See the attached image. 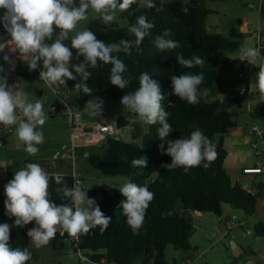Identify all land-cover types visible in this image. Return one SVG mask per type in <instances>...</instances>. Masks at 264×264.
I'll return each instance as SVG.
<instances>
[{
    "label": "trees",
    "instance_id": "obj_1",
    "mask_svg": "<svg viewBox=\"0 0 264 264\" xmlns=\"http://www.w3.org/2000/svg\"><path fill=\"white\" fill-rule=\"evenodd\" d=\"M154 2L156 8H147L145 3L136 1L129 10L121 12L129 20L127 26L113 25L97 33V38L106 44L119 43L121 39L130 41L135 39L128 28L136 23L140 15H145L147 20L154 24L139 48L133 46L126 51L121 47L120 51L113 53L127 67L123 73L124 78L129 80L126 88L121 89L111 84L112 65L98 61L96 67L85 64V69L91 75L84 82L92 89V94L78 91L75 84L81 77L75 73L72 65L84 62V58L77 57L75 49H71L73 58L70 61V71H73L76 80L66 79V83L60 85L76 92V95L70 96L71 103L78 101L82 104L93 100L97 95L122 98L125 94L138 89L141 73L147 72L158 82L164 95L161 104L169 113L167 121L173 128L168 139L190 138L191 132L199 128L215 143L217 158L208 167H204L207 161H202L199 166L191 167L187 171L184 167H164L163 165L171 163L172 158L164 154L159 147L162 143L158 136V129L161 127L159 122L147 124V132L141 144L118 135L107 136L101 146L102 153L88 154L90 163L106 175L128 176L131 178L130 182L147 186L148 190L154 193V198L146 210L143 226L137 233H133L127 224L121 204L126 198L118 188L109 192L104 187L99 200L96 199L98 189H85L88 191L87 196L95 200L106 216L111 217L107 230L102 232L101 227L97 226L87 234H79L77 242L61 229L53 238V246L56 247L58 242L64 246L65 239H70L71 249L76 252L85 251V256L92 263L133 264L136 257H141V264H170L165 253L168 244H174L184 251L192 248L190 237L194 230V222L190 210L212 212L220 216L223 214L224 204L229 203L247 215H252L258 206L262 184L258 183L257 190L251 192L240 183H234L225 167L229 153L225 135L238 127L239 113L230 107L231 103L214 98L220 76L223 72L231 70L235 64V60L228 52L239 51L242 46L245 47L247 34L241 31L229 34L209 31L207 18L214 10L207 5L206 0H164L163 4L161 0ZM185 8L187 12L184 11ZM165 29H169L171 33L166 39L178 41L180 45L178 48L159 50L155 47V37L161 35ZM1 30L0 22V35ZM59 32L60 29H55L53 40L59 36ZM63 42L71 48V37ZM178 54L183 55L185 59L199 56L205 61L204 66L191 68L182 66L176 60ZM29 63L30 60L17 64V77L28 81L40 79L42 61L36 70H30ZM0 67L3 68L0 77H6L7 84L11 87L15 78L8 73L7 62L2 52ZM201 72L204 74V81L199 86L200 90L205 88L210 90L207 102L201 98L199 103L189 104L173 94L172 75ZM253 116L264 120V108L256 110ZM128 123L127 117L119 116L117 124L119 128L125 127ZM163 143L166 149V141ZM141 157L146 158L147 166H133L132 160ZM57 174L64 177L69 188L75 186L76 177L73 174L52 173L49 180L50 199L57 204H71L70 198H65L57 191L63 187V184L58 185L55 182L54 176ZM13 176V171L8 169V181ZM0 200L4 204L6 195L0 194ZM9 220L11 247L27 248L31 252V238L27 235L29 224L18 227L13 226L14 216H9ZM2 221L0 220V223ZM254 232L264 237V222H257ZM26 264H32V256Z\"/></svg>",
    "mask_w": 264,
    "mask_h": 264
},
{
    "label": "clouds",
    "instance_id": "obj_2",
    "mask_svg": "<svg viewBox=\"0 0 264 264\" xmlns=\"http://www.w3.org/2000/svg\"><path fill=\"white\" fill-rule=\"evenodd\" d=\"M164 0H161L163 4ZM136 0H0V8L4 9L0 22L11 36V44L14 51L19 50L23 57H29L30 70L43 67L39 72L40 79L49 84H65L66 79L76 80L73 71H70V61L73 58L71 49L76 50L77 57L82 56L84 62L72 65L75 73L81 80L75 84L78 91L91 95L92 89L85 83L91 73L85 69V64L96 67L98 61L111 64V84L124 89L129 80L123 73L127 70L125 63L113 55L123 47L129 51L133 46L139 48L144 38L150 34L154 24L147 20L145 15H140L136 23L129 26L128 31L135 39H121L119 43L106 44L97 39L94 32L85 28L77 31L71 37V48L63 41L68 38L79 21L87 19L88 9L91 7L101 14L105 22L114 20L117 11L123 12L130 9ZM147 8H156L154 0H145ZM161 9H157L159 11ZM187 12V8L184 9ZM60 29L59 36L53 40L55 29ZM170 30L165 29L161 35L155 37L154 44L159 50L178 48L179 42L166 39ZM52 41L51 43L46 42ZM5 48V43H0V51ZM260 55L256 48L241 47L238 58L247 60L255 65ZM7 61L9 57L4 56ZM176 60L182 66L191 68L203 67L205 61L194 56L185 59L183 55H177ZM0 71L3 68L0 67ZM257 86L264 95V65L256 73ZM0 124L15 126L16 134L25 145L24 151L30 155L39 152L37 145L44 143L45 137L42 130L47 120L40 100L28 102L24 94L14 90L7 84L6 77H0ZM204 81V74L172 75L171 84L173 94L189 104L199 103L201 98L207 102L210 90H200ZM164 95L159 84L153 80L147 72H143L139 78V87L134 92H129L121 98L122 105L131 112L138 114L148 124L159 122L158 136L162 143L159 145L162 152L171 156V163L164 167H184L187 171L196 167L202 161H207L204 167L217 158L216 145L204 132L197 128L192 131L190 138H178L169 140L168 136L173 131L167 121V113L161 101ZM103 101L99 98L87 101V106L92 114L101 112ZM167 148H164V143ZM133 166L146 167L147 160L144 157L133 159ZM55 182L63 187L58 188L65 198H70L71 204H57L49 198L50 176L38 163H28L14 173L11 180L4 186L6 200L4 201L7 214L14 216V225L24 227L35 221V226L28 229L27 235L34 245L39 248L47 245L58 230L62 229L70 236L87 234L92 228L101 227V231L107 230L111 217L106 216L96 204L93 198H89L79 186L69 188L62 175L54 176ZM119 191L126 198L121 202L123 214L127 218V224L133 233H137L143 226L146 210L154 198V193L147 186H140L133 182L124 184ZM10 228L8 223H0V264H26L31 259L32 253L27 249L13 248L9 244Z\"/></svg>",
    "mask_w": 264,
    "mask_h": 264
},
{
    "label": "rangeland",
    "instance_id": "obj_3",
    "mask_svg": "<svg viewBox=\"0 0 264 264\" xmlns=\"http://www.w3.org/2000/svg\"><path fill=\"white\" fill-rule=\"evenodd\" d=\"M206 1L209 7L220 9L219 12L210 14L208 16V25L211 27L212 24H218L219 29L223 31L222 33L229 34V29H232L231 27L237 26L236 15L239 13V9L237 8L235 1ZM76 3L78 5L79 0H76ZM3 11L4 9L0 8V15L3 13ZM128 23V18L123 16L120 11H117L114 20L105 22L102 19L101 14L95 12L90 7L88 9L87 19L79 21L76 25V28L69 33L68 37L74 36L77 31H81L85 28H88L94 32L97 37V33L102 32L113 25L122 27L127 26ZM234 53H236V51L228 52V55H232ZM244 80H246V82L249 84V80ZM18 81L19 86L15 88V90L21 91L28 102L36 101L38 99L36 94L37 89H42L45 95L48 94L49 96L53 97V91L42 79L28 81L20 77L18 78ZM256 86L257 84L254 82L253 97L255 98L256 102H264V95H262L261 92L256 89ZM95 98H99L103 101L101 112L92 114L88 109L87 102L80 104V102L77 101V104H73L72 108L78 109L82 112V117L88 125H92L97 121H101L103 113H105L106 116L112 117V119H110L111 123H115L119 116H125L130 120L129 123L123 127L125 129V133L128 131H134L136 132V141L139 144L143 142L144 134L147 132L148 128V126L146 128L144 125L140 124V122L147 123L143 118L125 108L121 103V98H112L104 95H97ZM230 107L239 113L238 125H243L244 122L250 118L247 102L230 105ZM55 116L57 115H54V117ZM257 123V126L263 129L262 127H264V120L259 118ZM70 132L67 130V134L65 133L62 127V122L60 121L56 125H51V138L49 140L46 136L47 133L44 136L45 140L41 145V151H43V155L46 158L44 164L47 167L50 166L51 171L69 173L73 174L74 176H79L82 178L85 187H87L85 189H98L99 194L96 198L97 200L101 198L102 189L104 187L107 189L110 187L120 189L124 184L131 181V178L128 176L106 175L101 170L94 167L89 161V155L84 152V150H87V148H77L76 151H74V154L69 152L70 150H66V148H59L58 155L53 156L54 150H57L56 147H59V145H61V143L66 140L65 137L68 136V141H70ZM122 134L124 137H127L124 135V133ZM15 152V167L18 171L27 165L24 161H22L23 156L26 155L27 152L24 151V149L16 150ZM88 152L99 154L103 151L102 149L100 150L99 148L91 147L88 149ZM251 161L252 160H250V162ZM195 212L196 213L190 210V213L193 215L194 222V230L190 237L192 248L188 251H184L182 249H178L174 244H168L165 253L166 259L170 264H251L250 258L254 259L253 261L264 263V237L255 236L254 224L251 222L246 223V218L249 215L240 209H234L237 217H240L241 221L244 223L242 226L233 225L235 226V230H238L237 234L233 235V233H230L229 230L224 232L217 228V224H219L221 221L219 215L212 212ZM249 230L251 231L250 233L248 232ZM58 232H61V229L58 230ZM214 232L216 234L213 237H210ZM255 238H257V240H255ZM64 242V246H61L60 242H58V245L54 247L52 239L47 245L41 246L39 248H37L32 242L33 264H93L89 258L84 257L86 254L85 251L76 252L71 249L70 239H65ZM248 245H252L254 247V252L249 250ZM133 264H141V257H136L133 261Z\"/></svg>",
    "mask_w": 264,
    "mask_h": 264
},
{
    "label": "crops",
    "instance_id": "obj_4",
    "mask_svg": "<svg viewBox=\"0 0 264 264\" xmlns=\"http://www.w3.org/2000/svg\"><path fill=\"white\" fill-rule=\"evenodd\" d=\"M234 1L236 3L237 8L239 9L238 11L239 13H237L236 15L237 26L231 27L232 29H229L230 30L229 32L231 33V32L241 31L246 33L247 37L245 39V48L251 47L258 49L260 55L257 57L255 65L256 66L264 65V0H234ZM138 2L145 3V0H140ZM210 8L214 10V13H217L220 10L218 8L217 9L213 7ZM208 18H207L208 30L211 32H220L221 29H219L218 24H214V25L212 24L211 27L208 25ZM239 52L240 50L230 55L235 60V64L231 70L223 72L222 75L220 76L216 86L217 90L215 91L214 98H219L224 102L231 103V105L247 102L250 118L246 122H244L243 125H238V127L235 130H232L226 133L225 135V144L227 149L229 150L228 156L225 160V167L230 173L234 183H240L245 188L252 187L255 190H257L256 185L258 183L262 184L261 185L262 188L259 193L260 196L258 198L257 210L255 213L249 215L246 218L247 219L246 223L251 222L255 226V224L259 221L264 222V175L257 173L256 174L244 173L243 168L247 166H255L257 164L264 162V152L262 155L258 156L253 152L250 146V143L256 139L255 136L252 134V126L258 125L257 120L259 119L258 117L255 118L253 114L256 112V110L264 108V102L255 101V98L253 97L254 95L253 85L254 82H256L257 84V76L256 74H254L249 79L243 76L244 72H247L252 64H250L247 60L241 61L238 58ZM244 79L249 80V84ZM16 82L17 85L13 87L14 90L19 86L18 77L16 79ZM64 88L66 87L64 86ZM244 89L246 90V94H241V90ZM256 89L259 90L258 86H256ZM52 93H53V97L49 96L48 94L45 95L42 89L36 90V94L38 96L37 100H40L42 102L43 110L47 115V120L45 124L43 125L42 129L39 130L43 131L44 136L47 133L46 136L48 140L51 138L50 131L52 124L56 125L61 121L65 133L67 134V130H69V132L71 131L69 128L70 116L67 112L58 111L56 113H51L49 111V107L51 105L58 103V95L54 91ZM68 93L70 94V96L76 95L75 91L68 90ZM30 102L34 103L35 101H30ZM76 102L71 103V105L77 104ZM54 115L57 116L54 117ZM104 118L108 119L109 121L110 119H112L111 116H106V114L103 113L101 121H97L94 124L103 122ZM85 124L90 127L94 125V124L88 125L86 122ZM113 124H118V120ZM140 124L144 125L147 128V123L140 122ZM262 128L264 129V127ZM15 129L16 127L14 126V130L12 132L8 133L4 139H0V194L2 195H5L4 186L8 182L7 170L11 169L13 173L17 172V169L15 167L16 166L15 151L21 149L23 150L25 148L23 142L18 139L17 134L15 133ZM70 133H71L70 134L71 136L69 137L70 141H68V136L65 137L66 140L63 141L61 145H59V147H56L57 150L56 149L54 150L53 156L58 155L59 148H66V150H70L69 152L71 153L73 152L72 154H74V151H76L77 148H81V149L87 148V150H84V152L86 154H89L90 153L88 152L89 148L94 147V148H99L101 150V146L104 144L106 140V137L100 136L99 133H97L91 128L89 130L80 131L74 135L72 134V132ZM122 133H124V135L127 137H124ZM135 133L136 132L134 131H128L125 133L124 128H119V132L117 133V135L124 137L125 139L133 140L137 142ZM42 144L37 145V147L40 150L36 155L33 156L26 153V155L23 156L22 161H24L26 164L38 163L46 172H48L49 176L52 173H63V172L51 171L50 166L49 167L45 166L44 162L46 158L43 155V151H41ZM250 160L252 161L250 162ZM75 177H79V176H75ZM85 188L87 187H85L83 182L82 190L88 194V191H86ZM114 189L116 188L110 187L108 188V191L112 192ZM234 209L236 208H234L231 204L229 203L224 204L223 214L220 215L221 221L219 222V224H217V228L219 230L225 231L223 227V222H225L226 220H228L233 216H237V214L234 212ZM194 213L196 212L194 211ZM0 220H3L2 223H8L10 225L9 215L7 214L5 205L2 204L1 200H0ZM238 220L239 223L235 225L242 226L244 222L241 221L240 217H238ZM29 226L30 228L34 227L35 221L30 222ZM237 231L238 230H235V226L233 225L229 229V232L230 233L232 232L233 235L237 234ZM10 236H11V228H10ZM255 236H259V235L255 233ZM255 240H257V238H255ZM248 248L249 250L254 252V247L252 245H248ZM31 253H32V239H31ZM253 260L254 259L250 258L251 264H258V263L264 264L262 262L253 261Z\"/></svg>",
    "mask_w": 264,
    "mask_h": 264
},
{
    "label": "built area",
    "instance_id": "obj_5",
    "mask_svg": "<svg viewBox=\"0 0 264 264\" xmlns=\"http://www.w3.org/2000/svg\"><path fill=\"white\" fill-rule=\"evenodd\" d=\"M5 11V10H4ZM3 11V13H4ZM1 13L0 17L3 16ZM2 30L0 35V43H5V48L0 51L3 53V56L7 55L9 59L7 62V71L8 73L15 78L12 82L11 87H15L17 85L16 79V66L20 61H29V57H23L19 50H13L14 45L11 44V36L4 28L3 22H1ZM260 70V66L251 65L247 72H244L243 76L247 79L251 78L252 75L258 73ZM46 82V81H45ZM49 87L58 95V103L53 104L49 107V111L51 113H56L58 111H65L70 116V128L72 134H77L80 131L89 130L90 128L99 133L102 137L107 136H116L119 132V127L117 124L111 123L108 119L104 118L103 122H99L94 124L93 126H87L82 117V112L77 109H73L70 101V94L68 93V89L61 86L60 83L49 84L46 82ZM241 94H246V90H241ZM14 130V126H5L0 124V139H4L5 136ZM252 134L255 136V140L250 143V146L253 152L260 156L264 152V129L259 128L257 125L252 126ZM73 153V152H72ZM244 173L250 174H263L264 175V162L257 164L255 166H247L243 168ZM83 181L80 177H76L75 186H79L82 189ZM249 191L254 192L255 189L252 187L247 188ZM239 220L237 216H233L223 222V227L225 229L224 232H227L232 225L238 224ZM248 232H251L250 230ZM216 233H212L210 237H213ZM79 236V235H78ZM78 236L74 237V240L78 242ZM86 257V256H84ZM190 259V258H188ZM104 262V261H103ZM93 264H102V263H93ZM106 264V263H103Z\"/></svg>",
    "mask_w": 264,
    "mask_h": 264
}]
</instances>
